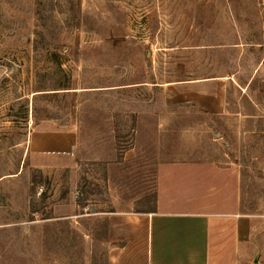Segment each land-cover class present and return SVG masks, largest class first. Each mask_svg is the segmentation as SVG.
<instances>
[{
  "label": "rangeland",
  "instance_id": "374dc122",
  "mask_svg": "<svg viewBox=\"0 0 264 264\" xmlns=\"http://www.w3.org/2000/svg\"><path fill=\"white\" fill-rule=\"evenodd\" d=\"M154 207L264 264V0H0V264H108Z\"/></svg>",
  "mask_w": 264,
  "mask_h": 264
},
{
  "label": "crops",
  "instance_id": "0c3cea01",
  "mask_svg": "<svg viewBox=\"0 0 264 264\" xmlns=\"http://www.w3.org/2000/svg\"><path fill=\"white\" fill-rule=\"evenodd\" d=\"M110 242L122 243L108 264H250L253 222L239 215L187 212L111 216Z\"/></svg>",
  "mask_w": 264,
  "mask_h": 264
},
{
  "label": "trees",
  "instance_id": "16d2710c",
  "mask_svg": "<svg viewBox=\"0 0 264 264\" xmlns=\"http://www.w3.org/2000/svg\"><path fill=\"white\" fill-rule=\"evenodd\" d=\"M36 32H37V34H39V40L41 41V44H43L42 43V39H44V38L41 36L40 31H36ZM39 43L40 42H37V40H35L33 42V51H34V53H37L38 52V50L40 48ZM37 54H39V53H37ZM62 89H68V87H65V88L63 87ZM35 91H39V90H35ZM37 94H41V93H37ZM32 96H34V94ZM27 111H28V109L26 110V112ZM34 111H35V108L34 107H31V114H32V116H33ZM135 212L136 213H151V212H156V211H155V207H154V208H150V209H138Z\"/></svg>",
  "mask_w": 264,
  "mask_h": 264
}]
</instances>
